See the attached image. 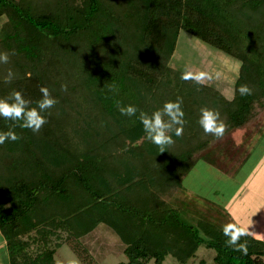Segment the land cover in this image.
<instances>
[{
	"label": "trees",
	"instance_id": "16d2710c",
	"mask_svg": "<svg viewBox=\"0 0 264 264\" xmlns=\"http://www.w3.org/2000/svg\"><path fill=\"white\" fill-rule=\"evenodd\" d=\"M0 23V52L9 54L0 98L18 90L34 107L45 86L58 100L39 134L17 126L21 139L0 145L7 264H62L63 243L82 264H98L80 239L100 223L122 243L117 264H161L167 255L187 264L201 245L215 264H264L263 239L249 234L247 254L233 251L222 233L233 222L192 212L183 187L198 160L214 161L213 145L264 111V0H0ZM181 30L240 62L231 97L180 78L170 58ZM241 84L253 94L241 96ZM177 97L183 134L159 152L139 111ZM129 104L134 117L118 110ZM202 107L227 124L223 139L203 132ZM12 123L0 117V132Z\"/></svg>",
	"mask_w": 264,
	"mask_h": 264
},
{
	"label": "clouds",
	"instance_id": "9594fccd",
	"mask_svg": "<svg viewBox=\"0 0 264 264\" xmlns=\"http://www.w3.org/2000/svg\"><path fill=\"white\" fill-rule=\"evenodd\" d=\"M9 63V54L0 52V64ZM182 80H192L197 84H203L206 79L212 77L206 72L193 73L185 70L180 77ZM219 78V74H217ZM14 79V73L9 70L4 79L5 83H11ZM62 90H67V85H61ZM109 91L116 92L118 88L115 84L109 86ZM241 96H249L253 94V89L247 84H241L239 89ZM41 98L35 102V106H30L32 101L26 99L23 94L14 90L9 97L0 98V117L5 120L12 121L8 131L0 132V145L6 140L13 142L21 139L13 130L15 127L30 129L34 134H39L43 126L48 122L45 113H50V109L54 108L58 100L51 95L49 89L45 86L40 87ZM234 98V97H233ZM183 99L177 97L175 101H166L162 108L152 112L151 114L139 111V120L143 126L145 138L159 148V152H164L167 146L174 143L172 133L176 136L183 134L184 112L182 110ZM121 115L134 117L137 115L138 109L134 105H118ZM17 122H19L17 124ZM200 127L206 135L214 137L216 140L224 138L227 132V124L220 119L219 113L214 109L202 107L200 109V117L198 120ZM239 146V142L237 143ZM222 233L227 237L225 244L233 251L247 254V244L241 243V238L249 235L248 226H241L237 223H226L222 228Z\"/></svg>",
	"mask_w": 264,
	"mask_h": 264
},
{
	"label": "crops",
	"instance_id": "0c3cea01",
	"mask_svg": "<svg viewBox=\"0 0 264 264\" xmlns=\"http://www.w3.org/2000/svg\"><path fill=\"white\" fill-rule=\"evenodd\" d=\"M181 32H179L178 36ZM191 37L198 39L192 35ZM189 39V36H184L183 40L188 42L182 43L190 45ZM200 42L205 44L207 48L194 45L195 48L193 50H201L198 53L200 56L207 54L211 63L216 64L220 69L219 78H217V74L212 75L211 73L213 70L217 71L216 67H211L209 75L211 74L210 76L213 80L212 82L210 80H205L204 82L218 89L226 97H231L233 95V85L238 76L240 62L203 41L200 40ZM179 50L181 51V49ZM263 127L264 111L255 121L248 123L244 127L233 129L227 138L226 145L210 148L209 155L213 157L214 161L211 159L209 161H200L201 163L203 162L201 166H210L214 171L232 180L233 193L228 198L240 204V211L232 212L230 210L231 201L226 198L218 201L216 205L221 206L226 213H229L228 219L233 223L241 224V226L245 227L248 226L249 234L264 240V217H261L262 214L264 215V132H261ZM238 142L239 146H237ZM255 148L257 153L254 151ZM253 154L255 155L253 156ZM185 190L187 191L186 188ZM0 236V243L5 247V241L1 233Z\"/></svg>",
	"mask_w": 264,
	"mask_h": 264
},
{
	"label": "rangeland",
	"instance_id": "374dc122",
	"mask_svg": "<svg viewBox=\"0 0 264 264\" xmlns=\"http://www.w3.org/2000/svg\"><path fill=\"white\" fill-rule=\"evenodd\" d=\"M184 36H189V40L191 42L190 45H184L182 43L188 42L183 40ZM192 43L193 45L191 46ZM194 45L206 47V45L201 43L200 40L195 39L188 33L182 31L177 39L176 51H174L173 55L170 58V64L173 67H176L183 71L188 70L193 73L203 71L208 74L211 72L209 70L211 67H216L218 72L213 70V72L211 73L212 75L219 74L220 69L218 68V66L211 63V60L207 56V54L201 56L198 55L201 50H193V48H195ZM179 49H181V51ZM209 80L212 82L213 79H206V81ZM263 128L261 132H264ZM227 138L228 137H226V139H224L223 141L213 145V147L226 145L228 141ZM254 151L257 153L256 148ZM254 155L255 154H253V156ZM196 164L197 165L193 166L194 168L191 169V171L183 180V186L187 189L185 195L187 196L188 200L186 201L191 206L192 212H196L200 215H205V211H212L213 213H215L214 220H216L217 218H224L226 219V221L230 220L228 219L229 213H226L221 206H218L216 204H218V201L224 200L226 198L228 201H231L230 210L232 212L240 211V204L235 203L233 199L228 198L229 195L233 193V183L231 182L232 180L225 178L224 176H222L223 174L221 175V173L214 171L210 168V166H201L203 162L201 163L200 160H198ZM182 216H184V213H182ZM261 217L263 218L264 215L262 214ZM80 240L89 249L91 256L98 264H117L120 261H125V256L122 252L121 241L102 223L98 224V226L93 231L82 237ZM214 253L215 252L212 248H207L201 245L197 249L196 255L191 258L187 262V264H215L212 259ZM57 257L62 264H82L75 256V254L71 251V249L64 243L59 247ZM0 264H7L6 249L1 243ZM147 264L155 263L153 262V260H149ZM161 264L180 263H178L176 259H174L171 255H167Z\"/></svg>",
	"mask_w": 264,
	"mask_h": 264
}]
</instances>
